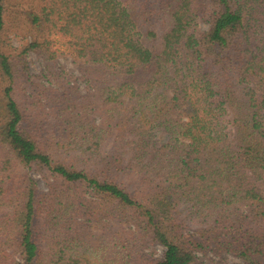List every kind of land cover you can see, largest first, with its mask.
<instances>
[{
	"label": "trees",
	"instance_id": "obj_1",
	"mask_svg": "<svg viewBox=\"0 0 264 264\" xmlns=\"http://www.w3.org/2000/svg\"><path fill=\"white\" fill-rule=\"evenodd\" d=\"M6 1L0 264H134L148 240L164 246L153 264H264V0H40L41 33L14 59ZM54 34L86 91L67 75L46 104L33 85L25 100V55L54 57Z\"/></svg>",
	"mask_w": 264,
	"mask_h": 264
},
{
	"label": "rangeland",
	"instance_id": "obj_2",
	"mask_svg": "<svg viewBox=\"0 0 264 264\" xmlns=\"http://www.w3.org/2000/svg\"><path fill=\"white\" fill-rule=\"evenodd\" d=\"M40 0H7L5 11V23L2 33L4 41V51L9 54L11 58H16L18 52L23 46L27 45L30 41L40 34V29H35L30 22V12L36 9ZM204 26V25H203ZM51 47L57 49V53L54 57L48 58L47 54L40 52L36 49L29 50L25 59L27 61L28 72L30 78L26 79L25 75L19 79L18 92L21 98L28 100L30 95V87L35 86V94L40 98L37 93L38 90L42 92V103L46 104L50 99V94L54 93L55 88H63L62 84L66 81L65 76H72V82L74 85L79 86L80 94H84L86 91L85 84L78 77L79 72L76 65L72 61L71 55L68 53L67 43L65 38L52 35ZM58 75L57 77L55 75ZM61 76H60V75ZM33 80L29 82L28 80ZM26 173L33 177L36 183L37 190H46L52 183V177L46 168L38 165L24 166ZM81 186V185H79ZM83 187V186H82ZM81 187V188H82ZM83 189V188H82ZM89 193H87L88 195ZM88 217V216H87ZM84 217V218H87ZM80 220L84 219L79 216ZM91 223L87 225L90 226ZM106 225V224H105ZM106 227V226H102ZM90 228V227H88ZM105 230V229H104ZM92 232L102 231L100 227H91ZM42 240H46V234L41 235ZM95 237L90 236V239ZM164 246L156 241H145L142 244L140 254H142L145 260L139 259L137 256L133 261L134 264H153L163 254ZM108 255L111 250L109 246L105 251ZM192 264H244L241 260L231 253L223 252L220 255L211 251L206 253L199 252Z\"/></svg>",
	"mask_w": 264,
	"mask_h": 264
}]
</instances>
